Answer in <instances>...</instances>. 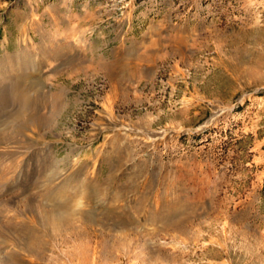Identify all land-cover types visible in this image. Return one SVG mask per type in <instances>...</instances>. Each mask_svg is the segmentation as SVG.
<instances>
[{
    "label": "rangeland",
    "instance_id": "374dc122",
    "mask_svg": "<svg viewBox=\"0 0 264 264\" xmlns=\"http://www.w3.org/2000/svg\"><path fill=\"white\" fill-rule=\"evenodd\" d=\"M0 264H264V0H0Z\"/></svg>",
    "mask_w": 264,
    "mask_h": 264
},
{
    "label": "bare ground",
    "instance_id": "6f19581e",
    "mask_svg": "<svg viewBox=\"0 0 264 264\" xmlns=\"http://www.w3.org/2000/svg\"><path fill=\"white\" fill-rule=\"evenodd\" d=\"M67 212H68V211H67ZM67 212H66V213H67ZM68 213H69V212H68Z\"/></svg>",
    "mask_w": 264,
    "mask_h": 264
}]
</instances>
